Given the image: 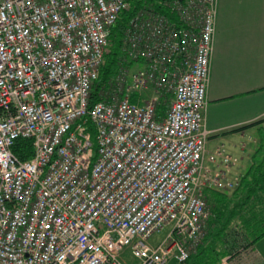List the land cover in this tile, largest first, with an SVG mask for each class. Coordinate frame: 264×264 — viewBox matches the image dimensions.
I'll list each match as a JSON object with an SVG mask.
<instances>
[{
	"label": "built area",
	"instance_id": "1",
	"mask_svg": "<svg viewBox=\"0 0 264 264\" xmlns=\"http://www.w3.org/2000/svg\"><path fill=\"white\" fill-rule=\"evenodd\" d=\"M165 1L179 24L140 8L124 33L122 93L103 86L93 102L132 0H0V264H127L126 248L141 264H186L207 192L241 184L239 158L209 149L205 128L217 0Z\"/></svg>",
	"mask_w": 264,
	"mask_h": 264
},
{
	"label": "crops",
	"instance_id": "2",
	"mask_svg": "<svg viewBox=\"0 0 264 264\" xmlns=\"http://www.w3.org/2000/svg\"><path fill=\"white\" fill-rule=\"evenodd\" d=\"M207 97L208 148L224 146L239 158L238 171L252 176L264 162V0H217ZM219 238L215 251L202 246L187 264H264V238L246 249L235 236Z\"/></svg>",
	"mask_w": 264,
	"mask_h": 264
},
{
	"label": "trees",
	"instance_id": "3",
	"mask_svg": "<svg viewBox=\"0 0 264 264\" xmlns=\"http://www.w3.org/2000/svg\"><path fill=\"white\" fill-rule=\"evenodd\" d=\"M160 0H132L131 8L120 14V17L110 32V51L105 56L104 64L100 69V75L96 81L93 91V102L101 99L100 91L107 86L111 76L122 65L124 33L130 20L135 13L144 5L154 7L165 13L169 18L179 24L178 19L167 8L159 4ZM132 63V62H131ZM136 99L132 98L134 102ZM165 107L161 106L159 113H164ZM15 154L22 160L29 159L32 155L31 141L19 140L14 147ZM250 176L247 173L241 179V184L230 195L227 192L209 191L208 196L212 199L213 218L210 220L209 229H213L214 223L221 222L219 232L224 234L228 231L234 232L235 238L242 241L240 247H248L264 238V162L255 168ZM213 193V194H212ZM213 196H212V195ZM220 197V198H219ZM240 219L236 229L230 228L233 220ZM237 222V221H236ZM211 231L210 233H212ZM227 235V233H226ZM191 259V258H190ZM189 259V260H190ZM206 261L204 264H218L215 260ZM188 263V262H187ZM186 263V264H187Z\"/></svg>",
	"mask_w": 264,
	"mask_h": 264
},
{
	"label": "rangeland",
	"instance_id": "4",
	"mask_svg": "<svg viewBox=\"0 0 264 264\" xmlns=\"http://www.w3.org/2000/svg\"><path fill=\"white\" fill-rule=\"evenodd\" d=\"M163 4H164V8L166 7H170L171 4L166 5L167 2L165 0H160ZM177 1V0H175ZM186 1V0H185ZM184 1V2H185ZM169 9V8H167ZM171 10V8L169 9ZM125 56V55H124ZM122 57V59H124L125 57ZM131 59H129L130 61ZM141 64H135L134 62L131 63V65L129 66L131 71H136L137 69L141 68ZM121 66L119 67V69H117V71L111 76L109 84L107 85V87L102 91V95H118L117 97H119L122 93V82L120 81V79H122L123 74L121 73ZM153 93L152 91L148 90L147 92H142V98H151L153 97ZM161 98V97H160ZM168 98H170V96H168ZM162 105L161 106H166L167 103L170 101L169 99L166 98V96H163L162 99ZM264 134V131H263ZM232 193V192H230ZM208 194V193H207ZM230 195V194H229ZM207 200H208V208H209V215H208V220L206 221V224L204 228L201 229L200 232V236L197 240L196 243H194L191 246V252H192V256L193 255H197L199 250L201 249L202 246H208L210 247L213 251H215L216 248H218L219 243H216V238L221 235V233L219 232L220 228H221V222H217L214 223V225L212 224V226H214L213 229H209V223L210 220L214 217L213 216V207H212V199L207 195ZM237 221V222H236ZM232 221V223L230 224V228L233 227L234 229H236L237 227V223H240V219H236ZM236 226V227H235ZM167 231L168 229L162 230L161 232L155 233L149 240L148 242L151 245H157L159 244L167 235ZM211 231H213L212 233H210ZM228 235H232L234 236V232H226ZM251 245V244H250ZM247 247H244V249H246ZM258 248L260 251L263 252L264 250V245L259 244ZM208 254V253H207ZM209 257V256H208ZM211 257V256H210ZM209 257V258H210ZM121 259L126 262L127 264H141L139 259H136L132 254H131V250L130 248H126L122 253H121ZM211 259V258H210ZM213 259V258H212ZM221 259V258H220Z\"/></svg>",
	"mask_w": 264,
	"mask_h": 264
}]
</instances>
